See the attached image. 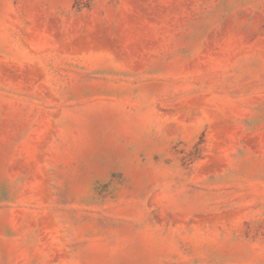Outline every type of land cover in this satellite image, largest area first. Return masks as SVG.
I'll return each instance as SVG.
<instances>
[{"label":"rangeland","instance_id":"obj_1","mask_svg":"<svg viewBox=\"0 0 264 264\" xmlns=\"http://www.w3.org/2000/svg\"><path fill=\"white\" fill-rule=\"evenodd\" d=\"M0 264H264V0H0Z\"/></svg>","mask_w":264,"mask_h":264}]
</instances>
